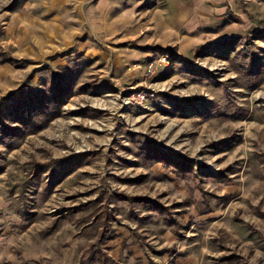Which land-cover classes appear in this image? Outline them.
<instances>
[{
    "label": "rangeland",
    "instance_id": "rangeland-1",
    "mask_svg": "<svg viewBox=\"0 0 264 264\" xmlns=\"http://www.w3.org/2000/svg\"><path fill=\"white\" fill-rule=\"evenodd\" d=\"M0 264H264V0H0Z\"/></svg>",
    "mask_w": 264,
    "mask_h": 264
},
{
    "label": "crops",
    "instance_id": "crops-1",
    "mask_svg": "<svg viewBox=\"0 0 264 264\" xmlns=\"http://www.w3.org/2000/svg\"><path fill=\"white\" fill-rule=\"evenodd\" d=\"M183 9L178 10V7L176 6L175 10H170L164 14L163 20L157 21L153 27V30L158 31H165L163 33H168L173 28V25L176 26V28L182 29V25L180 23H184V7Z\"/></svg>",
    "mask_w": 264,
    "mask_h": 264
},
{
    "label": "trees",
    "instance_id": "trees-1",
    "mask_svg": "<svg viewBox=\"0 0 264 264\" xmlns=\"http://www.w3.org/2000/svg\"><path fill=\"white\" fill-rule=\"evenodd\" d=\"M67 91V89L66 88H63V87H60V89H59V92L62 94V93H65ZM75 160L77 159V157H75L74 158ZM180 160V159H179ZM182 162L184 163V164H188L189 163V161L187 160V159H182ZM76 164L78 163V162H75ZM50 165V164H49ZM45 166H47V164H45ZM117 195H119L120 197H122L123 199H125V200H131V198H129V197H127V196H124V195H122V194H117ZM142 201H144V200H142ZM105 233V232H104ZM102 234V239H104V237H105V239H110V234H107V233H105V234ZM104 239V240H105ZM107 241V240H106Z\"/></svg>",
    "mask_w": 264,
    "mask_h": 264
},
{
    "label": "built area",
    "instance_id": "built-area-1",
    "mask_svg": "<svg viewBox=\"0 0 264 264\" xmlns=\"http://www.w3.org/2000/svg\"><path fill=\"white\" fill-rule=\"evenodd\" d=\"M160 61H161V59H160ZM148 70H149V71H152V70H153V64H152V63L149 64V66H148Z\"/></svg>",
    "mask_w": 264,
    "mask_h": 264
}]
</instances>
